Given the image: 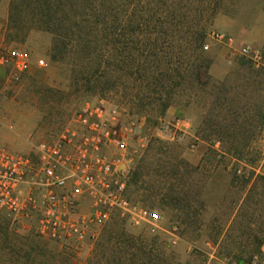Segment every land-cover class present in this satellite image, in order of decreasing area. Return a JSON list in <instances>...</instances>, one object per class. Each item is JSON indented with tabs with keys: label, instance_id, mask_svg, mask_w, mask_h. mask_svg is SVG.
I'll return each instance as SVG.
<instances>
[{
	"label": "rangeland",
	"instance_id": "obj_1",
	"mask_svg": "<svg viewBox=\"0 0 264 264\" xmlns=\"http://www.w3.org/2000/svg\"><path fill=\"white\" fill-rule=\"evenodd\" d=\"M10 1L0 0V54L18 50L29 67L0 65V120L15 139L3 145L27 154L101 100L127 128V194L160 222L152 233L115 216L76 247L40 238L34 223L0 211V264H115L113 250L122 264H264V0H93L85 16L93 34L63 29L62 42L36 25L15 36ZM201 31L198 53L210 62L211 82L172 88L169 108L181 118L166 121L169 108L160 116L154 101L166 90L151 85L146 68L159 57L180 67ZM214 31L229 42L212 40ZM78 39L91 48L81 51ZM245 48L258 50L261 63ZM96 55L103 73L95 72ZM212 67L225 76L215 78ZM177 120L189 126L178 130Z\"/></svg>",
	"mask_w": 264,
	"mask_h": 264
},
{
	"label": "built area",
	"instance_id": "obj_2",
	"mask_svg": "<svg viewBox=\"0 0 264 264\" xmlns=\"http://www.w3.org/2000/svg\"><path fill=\"white\" fill-rule=\"evenodd\" d=\"M209 37L229 42L221 32H211ZM6 51L0 54V65L24 73L29 67L27 56ZM244 53L261 63L258 50L245 48ZM43 63L39 60L37 65ZM179 124L189 126L177 120L173 127L179 130ZM126 140L127 128L99 100L86 105L69 126L33 144L27 154L0 143V211L13 222L34 223L40 238L76 247L115 216L154 233L159 229V214L134 203L127 194L123 166L131 157ZM171 229L177 231L176 226Z\"/></svg>",
	"mask_w": 264,
	"mask_h": 264
},
{
	"label": "trees",
	"instance_id": "obj_3",
	"mask_svg": "<svg viewBox=\"0 0 264 264\" xmlns=\"http://www.w3.org/2000/svg\"><path fill=\"white\" fill-rule=\"evenodd\" d=\"M91 1L93 0H11L9 4L8 23L10 24V29L16 34L15 36H17L18 33L33 29L31 28L33 25L37 26L36 29H39V27H44L45 31L55 35L57 40L60 42L65 40V37L68 36V33H62L63 29H67L66 31H71L73 30L72 27L76 29L75 33H77V35H81L85 29L88 31L87 36H89L93 34L94 30L90 28L85 16L87 17L89 15V9L91 11L94 9L92 6L88 5ZM77 11H81L80 15H78ZM77 17L80 20H75ZM202 32L203 31L197 35L193 34L198 36L196 41L197 44H186L190 53L189 60H187V62L178 63V66L180 67H170V62H164V57H159L158 59L156 58L154 63L155 66L147 65V67H149L146 69L150 71L149 75L152 79L151 85L159 87L162 90H166V94H162L160 96L158 95V98H154V101H156L158 104V114L160 116H163L165 111L173 105L172 96L174 91H172V88L174 89L178 86L180 87V85L187 79L195 81L196 84L200 85H205L211 82L207 72L210 62L207 59H204L200 52L198 53V50L202 46V38L204 36V32ZM72 34H74V32H72ZM78 43L81 51L91 48L89 45L91 42L89 40L87 41L78 39ZM53 51H57V45L53 48ZM53 57V59H55L56 55ZM191 60L194 62H199V65H196L193 62L189 65V61ZM99 63L100 62L97 61L96 55L95 72L103 73L101 72V65ZM116 63L118 65H116L114 68H117V71H120L121 66H119V64L121 63V59H118ZM200 67H203L204 69L202 77L206 80L205 83L200 82ZM151 68L153 69L150 70ZM261 243L263 244L264 241ZM37 248L38 247L34 245L31 246L30 250L34 251ZM118 255L119 254L113 250L110 252V254H108V259H111L110 262L112 263L122 264L123 262L121 261L120 256L118 257ZM126 255L129 256L128 252ZM134 255L136 254H130V258L133 259ZM142 255L146 254L142 252ZM130 263L133 264L134 261L130 260ZM239 263L246 264L248 262L241 260L236 264Z\"/></svg>",
	"mask_w": 264,
	"mask_h": 264
},
{
	"label": "crops",
	"instance_id": "obj_4",
	"mask_svg": "<svg viewBox=\"0 0 264 264\" xmlns=\"http://www.w3.org/2000/svg\"><path fill=\"white\" fill-rule=\"evenodd\" d=\"M211 72L212 74H214V77L217 79H222L225 76V73H219V71L217 69H215L214 67L211 68ZM181 118V111L173 109V108H169L166 111V114L164 116V120L166 121H172L174 122V120ZM10 128L2 121L0 120V143L4 144V143H10V142H15V139H13L10 134H8ZM18 146H20L17 143Z\"/></svg>",
	"mask_w": 264,
	"mask_h": 264
}]
</instances>
